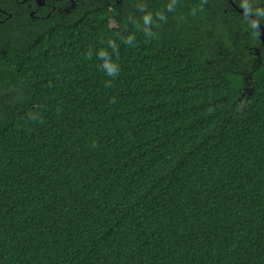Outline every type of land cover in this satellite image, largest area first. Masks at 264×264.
<instances>
[{
    "label": "trees",
    "instance_id": "16d2710c",
    "mask_svg": "<svg viewBox=\"0 0 264 264\" xmlns=\"http://www.w3.org/2000/svg\"><path fill=\"white\" fill-rule=\"evenodd\" d=\"M233 2L264 27V0ZM254 19L229 0H0V264H264Z\"/></svg>",
    "mask_w": 264,
    "mask_h": 264
},
{
    "label": "clouds",
    "instance_id": "9594fccd",
    "mask_svg": "<svg viewBox=\"0 0 264 264\" xmlns=\"http://www.w3.org/2000/svg\"><path fill=\"white\" fill-rule=\"evenodd\" d=\"M144 19L145 23H148L150 17L146 16ZM100 56L105 61L103 67L107 70L108 75H115L118 72V69L113 63L110 62V59L108 58L107 54L105 52H101Z\"/></svg>",
    "mask_w": 264,
    "mask_h": 264
},
{
    "label": "water",
    "instance_id": "95a60500",
    "mask_svg": "<svg viewBox=\"0 0 264 264\" xmlns=\"http://www.w3.org/2000/svg\"><path fill=\"white\" fill-rule=\"evenodd\" d=\"M38 1H39L38 3H39L40 5H43V3L40 2V1H43V0H38ZM229 2H230L231 5H232L236 10H238L241 14H244V15L250 16L251 18L254 19V17H253L252 15L247 14L246 11H244V10H240V9L235 5V3L233 2V0H229ZM31 15H33V13H31ZM254 20H256V19H254ZM256 21H257V20H256ZM257 23H258V25H259V27L261 28V31H262V33H261V39H262V42H263V44H264V27H263V25H262L261 22L257 21Z\"/></svg>",
    "mask_w": 264,
    "mask_h": 264
},
{
    "label": "flooded vegetation",
    "instance_id": "af4514ba",
    "mask_svg": "<svg viewBox=\"0 0 264 264\" xmlns=\"http://www.w3.org/2000/svg\"><path fill=\"white\" fill-rule=\"evenodd\" d=\"M32 1H34V2H36L38 5H40V4L38 3V2H39L38 0H32ZM45 1H46V0H43V1H40V2H42L43 5H44V4H45ZM57 1H58V0H57Z\"/></svg>",
    "mask_w": 264,
    "mask_h": 264
},
{
    "label": "rangeland",
    "instance_id": "374dc122",
    "mask_svg": "<svg viewBox=\"0 0 264 264\" xmlns=\"http://www.w3.org/2000/svg\"><path fill=\"white\" fill-rule=\"evenodd\" d=\"M112 26H115V23H112ZM226 60H222L221 63H224ZM238 64V63H237Z\"/></svg>",
    "mask_w": 264,
    "mask_h": 264
}]
</instances>
